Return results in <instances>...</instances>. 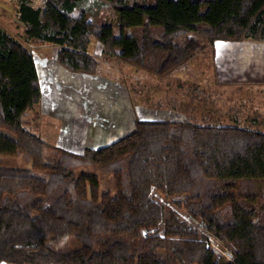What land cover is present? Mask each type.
Wrapping results in <instances>:
<instances>
[{
  "label": "trees",
  "instance_id": "16d2710c",
  "mask_svg": "<svg viewBox=\"0 0 264 264\" xmlns=\"http://www.w3.org/2000/svg\"><path fill=\"white\" fill-rule=\"evenodd\" d=\"M35 1L15 8L26 39L58 48L74 74L97 72L92 40L105 58L119 49L158 77L209 42H264V0ZM41 99L32 53L0 26V264H264L263 133L136 122L118 141L74 154L25 126ZM204 233L233 260L207 248Z\"/></svg>",
  "mask_w": 264,
  "mask_h": 264
},
{
  "label": "rangeland",
  "instance_id": "374dc122",
  "mask_svg": "<svg viewBox=\"0 0 264 264\" xmlns=\"http://www.w3.org/2000/svg\"><path fill=\"white\" fill-rule=\"evenodd\" d=\"M17 1L0 0V25L29 49L40 71L42 99L29 112L35 116L30 127L49 145L82 154L86 148L99 149L129 135L136 122H179L189 116H194L197 126L238 125L264 134V117L258 119L250 107L215 104L212 95L199 92L198 85L205 88L204 91L211 89V86L203 85L202 77L199 78L200 74L209 72L206 65L211 59L208 61L207 58L214 57L210 42L184 66L166 77H158L124 62L119 49L105 58L103 46L92 40L89 53L100 62L97 72L74 74L57 62L58 48L35 45L26 39L23 26L15 16ZM93 1L96 0H88L86 6H91ZM36 3L40 4V0ZM79 13V10L75 11V14ZM88 19L93 20V17ZM115 34L117 36V32ZM190 39L188 37L184 42ZM206 53H209L207 58ZM180 76L185 87L180 86ZM232 86L238 91H264L263 86ZM186 107L188 112L185 113ZM236 117L240 118L238 124ZM201 119L208 122L205 124ZM2 160L8 166L31 168L21 157H2ZM260 191L263 195L264 184Z\"/></svg>",
  "mask_w": 264,
  "mask_h": 264
},
{
  "label": "crops",
  "instance_id": "0c3cea01",
  "mask_svg": "<svg viewBox=\"0 0 264 264\" xmlns=\"http://www.w3.org/2000/svg\"><path fill=\"white\" fill-rule=\"evenodd\" d=\"M2 13H5V11L2 10ZM210 43L214 57L207 58L209 56V53H206L207 55L205 57L208 59V61L211 59L210 63L206 65V71L208 70L209 72L200 74L199 78L202 77L203 81H205L203 85H206L207 87L211 86V89L206 88V91H204L203 89L205 88H201V85H198L200 87V89H198L199 92L202 91V93L204 92L209 95H212L213 98L212 100L215 104L216 103H219L220 105L231 104L233 106H239V107L248 106L250 107V109H252V112L256 113V117L258 119H261L260 116L264 117V91L256 90L255 92H249L243 89H240L238 91V90H233V86H232V84L233 85L238 84L240 86H245V85L261 86V87L263 86L262 88L264 90V42H256V41L219 42L218 41V42H210ZM102 55H104V51L102 52ZM36 70L40 81V71L37 65H36ZM180 80L182 81V84L180 86L185 87L184 86L185 81L183 80V77L180 76ZM246 98H248L247 101L244 100ZM33 109L31 111H33ZM184 111L185 113L188 112V108L186 107ZM29 112L24 120V123L27 128L33 131V128H31L30 126H33L35 122V118H34L35 116L33 114H29ZM235 119L237 121L236 124H238L240 122V118L236 117ZM187 120H190L193 123L195 122L194 116L186 117L184 121ZM205 120L206 119H201V121H203V123L206 124L208 121ZM184 121H179V122H184ZM254 121L257 122L256 119ZM233 126H238V125H233Z\"/></svg>",
  "mask_w": 264,
  "mask_h": 264
},
{
  "label": "built area",
  "instance_id": "2783aa9c",
  "mask_svg": "<svg viewBox=\"0 0 264 264\" xmlns=\"http://www.w3.org/2000/svg\"><path fill=\"white\" fill-rule=\"evenodd\" d=\"M46 1L45 0H40V4L36 3V1L33 3V5L35 7H42L43 5H45ZM154 198L161 201L163 204H165L166 206H170L172 201L168 200L167 198L163 197V196H159L156 193L153 195ZM190 220L187 219V222H189ZM195 225V224H193ZM196 226V225H195ZM197 227V226H196ZM160 235L163 234L162 230L159 233ZM154 235L153 233H144L143 236L148 238L150 236ZM204 240L206 243L207 248L212 249L213 251L217 252L218 254H220L221 256L227 258L229 261L233 260V255L231 252H229L218 240H216L214 237H211L210 235L204 233Z\"/></svg>",
  "mask_w": 264,
  "mask_h": 264
}]
</instances>
